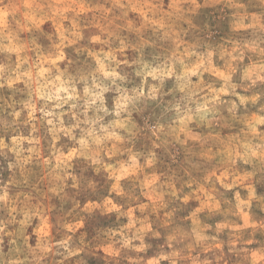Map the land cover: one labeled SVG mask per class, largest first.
Returning <instances> with one entry per match:
<instances>
[{"label": "rangeland", "instance_id": "1", "mask_svg": "<svg viewBox=\"0 0 264 264\" xmlns=\"http://www.w3.org/2000/svg\"><path fill=\"white\" fill-rule=\"evenodd\" d=\"M0 264H264V0H0Z\"/></svg>", "mask_w": 264, "mask_h": 264}]
</instances>
